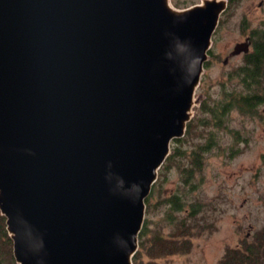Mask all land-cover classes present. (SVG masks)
<instances>
[{
  "label": "water",
  "instance_id": "obj_1",
  "mask_svg": "<svg viewBox=\"0 0 264 264\" xmlns=\"http://www.w3.org/2000/svg\"><path fill=\"white\" fill-rule=\"evenodd\" d=\"M227 4L0 0V214L17 264H133Z\"/></svg>",
  "mask_w": 264,
  "mask_h": 264
},
{
  "label": "rangeland",
  "instance_id": "obj_2",
  "mask_svg": "<svg viewBox=\"0 0 264 264\" xmlns=\"http://www.w3.org/2000/svg\"><path fill=\"white\" fill-rule=\"evenodd\" d=\"M199 1L171 3L185 7ZM259 1L235 0L220 16L194 95L202 96L192 109L195 126L187 140L177 145L189 153L208 143L201 167L184 182L188 172L182 167L189 164V159L183 162L177 157L176 164L158 174L148 202L145 200L143 223L147 231L138 259L141 264H219L226 251L241 247L264 227V105L252 115L229 112L224 126L202 128L199 123L209 116L206 109L222 99L223 87L236 82L230 74L242 61L243 53L229 56L226 63L223 59L237 41L262 25L264 0L261 4ZM209 132L212 141L208 140ZM178 196L182 205L172 211L170 199ZM181 222L184 225L174 230V225ZM155 235L183 249L155 250L157 255L150 256V240Z\"/></svg>",
  "mask_w": 264,
  "mask_h": 264
},
{
  "label": "trees",
  "instance_id": "obj_3",
  "mask_svg": "<svg viewBox=\"0 0 264 264\" xmlns=\"http://www.w3.org/2000/svg\"><path fill=\"white\" fill-rule=\"evenodd\" d=\"M233 2H235V0H228L227 7L222 13L230 8ZM250 38L251 47L246 53L242 54V61L233 67V73L231 72L230 74V77L235 78L236 82L232 87H223L222 99L206 109V112L209 114V116L204 118V120H199L202 128L224 126L223 121L226 120V116L229 114V112L233 110H236L241 114L252 115L256 112L257 108L264 105V21L260 27L254 28L251 31ZM210 52L211 50L209 49L208 53ZM192 119L193 118H191L186 124L184 136L171 142V153L167 156L164 163L159 168L158 174L165 172V170L171 165L176 164L177 157H179L183 162L189 159V164L187 163L183 165L184 167H182L186 169V172H188L184 182H187V178L193 170L200 169L201 156H203V153H205L204 149L208 143L193 150L191 149L189 153L186 152L185 149L180 150V148L177 146L178 144L185 142L192 133V127L195 126V123ZM207 135L208 140L212 141V133L209 132ZM262 159H264V154ZM179 196L178 198L174 197L173 200L170 199L169 204H171L172 211L180 208L179 205L181 203L178 201L181 200ZM148 197L146 198V201L148 200ZM194 221L195 218L192 214V224L195 223ZM168 223L173 224V220L168 221ZM182 225H184V222L176 223L174 225V230H178V228ZM146 231L147 227H145L143 223L138 235V247L140 250H137L136 254L132 257L133 264H141L138 259L141 249L144 248V244L146 242L144 237ZM150 242V256L157 255L155 250L169 252L176 249H183L181 247H176L174 242L166 244V241L161 240L158 235L153 236ZM0 264H17L13 256L12 240L6 230L5 217L1 214ZM219 264H264V227L257 230L254 233L252 239L245 241L241 247L226 251L219 261Z\"/></svg>",
  "mask_w": 264,
  "mask_h": 264
},
{
  "label": "flooded vegetation",
  "instance_id": "obj_4",
  "mask_svg": "<svg viewBox=\"0 0 264 264\" xmlns=\"http://www.w3.org/2000/svg\"><path fill=\"white\" fill-rule=\"evenodd\" d=\"M246 36H249V37H250V34H249V35H246ZM246 36H245V37H246ZM250 39H251V38H250ZM250 45H251V44H250ZM220 260H221V259H220Z\"/></svg>",
  "mask_w": 264,
  "mask_h": 264
}]
</instances>
